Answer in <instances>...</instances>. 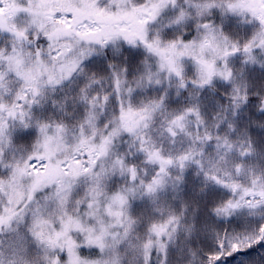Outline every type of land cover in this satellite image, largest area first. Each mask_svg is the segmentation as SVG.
Instances as JSON below:
<instances>
[{
    "label": "snow or ice",
    "instance_id": "6c2138e0",
    "mask_svg": "<svg viewBox=\"0 0 264 264\" xmlns=\"http://www.w3.org/2000/svg\"><path fill=\"white\" fill-rule=\"evenodd\" d=\"M0 264H264V0H0Z\"/></svg>",
    "mask_w": 264,
    "mask_h": 264
}]
</instances>
